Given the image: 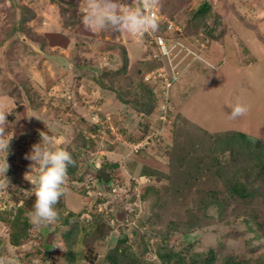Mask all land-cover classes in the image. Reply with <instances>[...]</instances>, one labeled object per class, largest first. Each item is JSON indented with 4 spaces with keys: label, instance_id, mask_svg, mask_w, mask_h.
<instances>
[{
    "label": "rangeland",
    "instance_id": "rangeland-1",
    "mask_svg": "<svg viewBox=\"0 0 264 264\" xmlns=\"http://www.w3.org/2000/svg\"><path fill=\"white\" fill-rule=\"evenodd\" d=\"M206 1L209 14L196 18ZM122 3L134 8L138 0ZM158 11L183 27L185 37L208 35L209 60L220 64L215 70L198 63L182 73L169 92L163 126L156 121L163 100L156 99L146 116L150 101L141 73L154 67L135 37L86 29L83 0H0V110L11 113L6 119L14 125L6 157L12 187L0 192V256L15 252L21 264H108L105 257L116 245L110 233L97 238L94 226L65 218L97 210L105 220L108 214L124 219L118 214H125V202L103 200L89 171L116 164L112 172L123 182L144 175L150 182L140 191L153 189L140 205L138 227L119 228L130 234L126 247L139 264H168L160 256L168 253L179 256L169 264H190L209 250L215 264L230 256L264 261V182L237 176L255 193L242 202L220 179L234 158L242 159L241 153L231 156L225 135L255 137L257 129L264 135V0H160ZM121 46L129 57L126 68ZM237 102L249 111L233 121L227 114ZM149 121L163 127L157 143L130 153L128 145L140 142ZM41 132L90 176L77 182V173L68 175L56 223L38 228L24 210L19 225L27 236L13 246L12 222L35 198L30 181L37 172L25 157L41 142Z\"/></svg>",
    "mask_w": 264,
    "mask_h": 264
},
{
    "label": "clouds",
    "instance_id": "clouds-1",
    "mask_svg": "<svg viewBox=\"0 0 264 264\" xmlns=\"http://www.w3.org/2000/svg\"><path fill=\"white\" fill-rule=\"evenodd\" d=\"M129 5L122 3V0H83L82 23L92 32L112 29L141 40L146 34L159 30L158 17L153 10L159 9L160 0H138L134 8ZM248 111L246 105L237 102L227 114L228 119L238 120ZM9 114L11 113L0 110V152L5 154L0 159V192L5 193L9 187H12L10 178L6 176L10 169L6 157L10 141L14 136L12 131L14 125L6 119ZM40 138L41 142L33 145L31 153L25 158L32 162L29 164L30 170L35 168L37 172L30 181L35 200L27 216L30 223L43 228L56 223L59 219L55 206L61 196L68 191V168L75 166V161L69 151L55 147L52 137L48 134L41 132ZM254 139L264 140V135H261L257 129ZM0 264H21V260L15 252H11L6 256H0Z\"/></svg>",
    "mask_w": 264,
    "mask_h": 264
},
{
    "label": "built area",
    "instance_id": "built-area-1",
    "mask_svg": "<svg viewBox=\"0 0 264 264\" xmlns=\"http://www.w3.org/2000/svg\"><path fill=\"white\" fill-rule=\"evenodd\" d=\"M159 21V30L155 33H148L143 40L136 38L142 44L143 50L148 54V59L156 62V66L147 71L143 76V81L151 87L156 99L163 100L159 106V116L157 120L161 126L165 125L167 115L171 111L169 108V92L176 84L182 73L194 64H202L205 67L217 69L220 64H212L209 56L210 39L208 35L200 34L195 38L185 37L182 31L183 27L175 22L165 18L158 9L153 10ZM215 65V66H214ZM141 125L147 131L137 144L128 145L130 153H138L142 149L150 148L157 143L163 127L152 121ZM88 175L87 177H89ZM129 183H121L116 186L107 195L113 199H119L125 202L123 211L126 215L123 220L118 221L112 215H107L106 223L111 228L107 238L113 243H117L121 237V227H138V219L141 214V191L142 185L150 182V179L144 175L133 176ZM102 197L106 196L103 192L98 191ZM106 196V197H107ZM110 204L108 203V206ZM101 210V209H100ZM113 212L111 206L108 209ZM80 218L85 222L91 221L90 210L83 212ZM140 228V227H139Z\"/></svg>",
    "mask_w": 264,
    "mask_h": 264
},
{
    "label": "trees",
    "instance_id": "trees-1",
    "mask_svg": "<svg viewBox=\"0 0 264 264\" xmlns=\"http://www.w3.org/2000/svg\"><path fill=\"white\" fill-rule=\"evenodd\" d=\"M210 5L209 3L203 2L198 9L194 12V16L196 18H200L201 20L206 19V15L210 12ZM203 22V21H202ZM74 23V22H73ZM122 47V52L124 56V68L128 66V60L129 57L125 51V48ZM153 67L156 66V62L152 61ZM150 69L143 70L141 73L142 77L144 74ZM141 86L145 88V94L149 98V105L147 111L150 109L149 113L146 114V116H150L154 110V106H156V97L153 93V91L149 88V86L142 80ZM141 124V123H140ZM222 138V137H220ZM226 147H229L231 149L230 154L231 156L235 157L234 155L241 153L242 159L238 160L235 159L231 162V164H228L220 173V179L222 180V183L225 185L226 190L229 192L230 196L234 197L237 200L248 201L255 195V193L251 190H249V186H247V183L241 181L237 176L245 177L249 176H260L262 181L264 182V143H262L259 140L254 139L253 136H250L248 134H244L243 132L239 131H232L231 133H227L225 135ZM239 146L237 149H234L235 146ZM243 149V150H242ZM243 151V152H240ZM117 167L116 164H105L102 165L100 168L95 167V165H92V169L89 171L92 172L94 177V186H97V189L107 196L114 187L119 186L121 183H123V180L119 179L115 173H113V169ZM254 171H257L258 174L254 175ZM77 173V174H76ZM88 173V172H87ZM87 173L84 175L83 172H79L77 170V165L70 166L68 168V175H74L76 174L77 181L85 180ZM253 174V175H252ZM252 175V176H251ZM153 189H149L148 187H144V189L141 191V200L144 202L146 199V195L149 191ZM106 196L103 197L105 200ZM35 198L32 199V197L28 200H26L23 204V208L20 209V212L18 215L14 218L12 225H11V234H10V243L13 246H18L22 240H24L27 236L26 229L24 226H20V216L21 213L26 211H31L33 204H34ZM83 213H72L69 212L65 218V223L69 224L72 219H76L77 221H80V215ZM121 218L123 217L122 212L118 214ZM104 214L96 212H92L91 215V221L86 222L89 225L94 226V234L97 236V238H103L106 236V234L111 231V228L107 225L105 217H103ZM83 221V220H82ZM85 222V221H84ZM83 222V223H84ZM142 223V221H141ZM261 226V223L259 224ZM106 228L107 232H104L103 229ZM131 238L130 234L122 233L119 241L116 243V245L111 249L106 257L105 260L108 264H139L137 259H135L131 254L128 253L126 243ZM162 260L164 262L171 261L172 258L177 257L178 255H172L171 253L160 255ZM179 260V256L177 257ZM217 261L216 254L214 250H209L206 254V256L201 259V261H197V259H193L190 261V264H215ZM180 262V261H179ZM223 264H264V261L262 260H244L241 258H238L237 256H230L227 257Z\"/></svg>",
    "mask_w": 264,
    "mask_h": 264
},
{
    "label": "crops",
    "instance_id": "crops-1",
    "mask_svg": "<svg viewBox=\"0 0 264 264\" xmlns=\"http://www.w3.org/2000/svg\"><path fill=\"white\" fill-rule=\"evenodd\" d=\"M180 84H182V82L180 83ZM179 89V88H178ZM178 89H176L177 91H178ZM173 94V93H172ZM176 97V96H175Z\"/></svg>",
    "mask_w": 264,
    "mask_h": 264
}]
</instances>
